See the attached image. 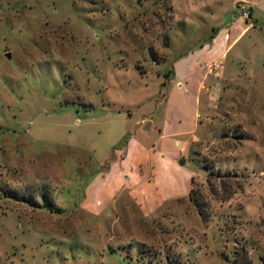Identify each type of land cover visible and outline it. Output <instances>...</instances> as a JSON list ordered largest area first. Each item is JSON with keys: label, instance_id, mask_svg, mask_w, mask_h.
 Listing matches in <instances>:
<instances>
[{"label": "rangeland", "instance_id": "obj_1", "mask_svg": "<svg viewBox=\"0 0 264 264\" xmlns=\"http://www.w3.org/2000/svg\"><path fill=\"white\" fill-rule=\"evenodd\" d=\"M240 1L0 0V264H264V0L218 62L241 88L175 79Z\"/></svg>", "mask_w": 264, "mask_h": 264}, {"label": "crops", "instance_id": "obj_2", "mask_svg": "<svg viewBox=\"0 0 264 264\" xmlns=\"http://www.w3.org/2000/svg\"><path fill=\"white\" fill-rule=\"evenodd\" d=\"M245 10L250 11V16L247 20L241 17V13ZM235 16L230 17L229 21L220 20L218 22V26L211 28L212 35L209 36L208 40L205 42L200 43L197 47L194 48V51L190 56H188L186 61H181L179 63V67L175 69V79L177 86L179 89L184 87V83L186 85L190 82V80L196 79L197 80V88H196V97L201 96V94L206 91V83L209 81L208 84L211 85L208 89L212 88L213 81H227L230 83L231 87L234 88H241V86L234 84L233 82L236 81L235 78H241L240 76L235 77L233 71L227 73L225 65H219V61L223 58L228 57V53L232 48L236 45V43L240 40L241 37L246 35L249 31H253L256 34L258 33L257 24L254 23V11L253 5L247 0H241L238 4L233 2L232 10ZM249 48V47H248ZM246 50V49H245ZM251 51V47L249 48ZM243 56L239 51L235 53L234 62H241ZM246 63V62H245ZM234 84V85H233ZM185 88V87H184ZM187 90V88H185ZM217 90H219L217 88ZM230 87L222 88L221 95L218 99L217 105L219 109L220 107H234L238 106L239 102L236 97V93L230 92ZM187 94V93H186ZM209 94V92H208ZM231 98V100L227 101L225 99ZM168 100V99H167ZM208 101H213L208 97ZM197 102V99L195 100ZM235 103V104H234ZM234 105V106H233ZM206 110L210 113V108L206 106ZM166 112V110H165ZM199 114L196 113V119L200 120ZM240 117L244 116V111L241 110ZM206 126H204V133L202 135H197L199 130V122L198 120L193 121V125H184V126H176L174 123L170 122L169 120L163 119V123L161 127L158 129V141L160 143V148L154 150V146H152L153 150H145L144 153L142 150H139V160L142 158L141 156H150L153 160L157 157L160 162H166L167 158L163 155V150L166 149V144L162 143L164 140H176V144H179L178 138L184 139V145L189 147L190 145L196 144H210L211 143V136L207 132L210 130V126L212 124V116L207 115ZM242 118L238 119L241 121ZM137 124V121H136ZM140 124L144 125L143 130L148 131L152 129L153 122H146L145 119L140 120ZM149 124V129H146V125ZM192 147H189V152H192ZM186 162L184 157L180 158L179 162ZM169 163V162H168ZM179 167L181 166L178 164ZM185 165V164H184ZM152 169V168H151ZM149 175V174H148ZM134 189V188H133Z\"/></svg>", "mask_w": 264, "mask_h": 264}, {"label": "trees", "instance_id": "obj_3", "mask_svg": "<svg viewBox=\"0 0 264 264\" xmlns=\"http://www.w3.org/2000/svg\"><path fill=\"white\" fill-rule=\"evenodd\" d=\"M180 163H181V162H180ZM194 194H195V192H194V188H192L191 191H190V194H189V199H190V201L193 202V203L196 205V207L199 209V203H198V200L194 197Z\"/></svg>", "mask_w": 264, "mask_h": 264}, {"label": "built area", "instance_id": "obj_4", "mask_svg": "<svg viewBox=\"0 0 264 264\" xmlns=\"http://www.w3.org/2000/svg\"><path fill=\"white\" fill-rule=\"evenodd\" d=\"M249 16H250L249 10H245L244 12L241 13V17L244 18L245 20H247Z\"/></svg>", "mask_w": 264, "mask_h": 264}, {"label": "water", "instance_id": "obj_5", "mask_svg": "<svg viewBox=\"0 0 264 264\" xmlns=\"http://www.w3.org/2000/svg\"><path fill=\"white\" fill-rule=\"evenodd\" d=\"M146 129H147V130L149 129V124L146 125Z\"/></svg>", "mask_w": 264, "mask_h": 264}]
</instances>
